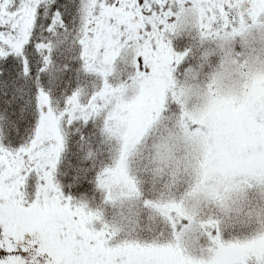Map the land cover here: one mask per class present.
I'll return each mask as SVG.
<instances>
[{
    "label": "snow or ice",
    "instance_id": "snow-or-ice-1",
    "mask_svg": "<svg viewBox=\"0 0 264 264\" xmlns=\"http://www.w3.org/2000/svg\"><path fill=\"white\" fill-rule=\"evenodd\" d=\"M0 264H264V0H0Z\"/></svg>",
    "mask_w": 264,
    "mask_h": 264
},
{
    "label": "trees",
    "instance_id": "trees-1",
    "mask_svg": "<svg viewBox=\"0 0 264 264\" xmlns=\"http://www.w3.org/2000/svg\"><path fill=\"white\" fill-rule=\"evenodd\" d=\"M107 211L110 217L115 216L117 219H119V213L125 210H122L121 208H109Z\"/></svg>",
    "mask_w": 264,
    "mask_h": 264
},
{
    "label": "rangeland",
    "instance_id": "rangeland-1",
    "mask_svg": "<svg viewBox=\"0 0 264 264\" xmlns=\"http://www.w3.org/2000/svg\"><path fill=\"white\" fill-rule=\"evenodd\" d=\"M122 210H125V209H122Z\"/></svg>",
    "mask_w": 264,
    "mask_h": 264
}]
</instances>
